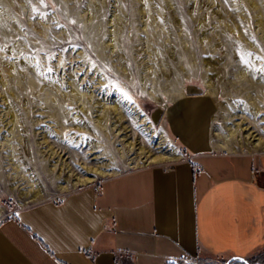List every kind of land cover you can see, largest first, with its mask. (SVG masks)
<instances>
[{"label":"rangeland","instance_id":"374dc122","mask_svg":"<svg viewBox=\"0 0 264 264\" xmlns=\"http://www.w3.org/2000/svg\"><path fill=\"white\" fill-rule=\"evenodd\" d=\"M222 1L52 0L55 4L54 10L51 6L44 8L39 0H15L9 6L2 4L0 0V48L3 49L0 50V58L6 63H15V66L13 65L14 76L11 78L15 93L9 95V98L14 104L19 120L15 127L9 122L4 109L5 103L2 100L4 91L9 89L7 86L0 85V208L2 209L0 221L10 217L22 207L43 201L56 202L58 198L65 197L72 191L114 176L97 177L91 183L61 192L56 188V175H59L60 178L73 177L76 173H84L86 168H91L99 161L110 162V165L116 170L115 175L137 167L147 166L133 163L131 167L129 164L130 159L136 154L138 145L141 144L148 148L154 142L149 138L148 131L143 129L142 123L128 111L117 122L114 119L116 116L108 112L107 118L104 119V126L106 125L104 130L109 128L110 131L106 130L105 132L96 125V114L100 115V112H96L98 108L96 100L102 98L104 102L110 104L117 97L123 104L125 102L130 105L135 103L148 117H151L156 110V104L146 96L142 89L153 86L155 81L160 91L163 90L162 88L166 84V75L169 73V69L176 64L179 57L178 50L181 48L188 49L184 53L185 55H182L185 58L187 74L183 76L182 73H179L187 88V94L186 97L177 100L178 103L181 102L182 107H176L175 103L164 96L163 102L170 106V111L167 114L161 113L156 126L165 131L171 143L181 153V157L178 159L181 161L186 155V149L181 139L172 132L170 122L174 117L177 119L185 114L183 101H189L190 105L188 106L205 104L207 112L202 116L205 121L203 126L205 131L207 129L206 137L212 141L210 137L211 124L218 123V120H214L217 102L209 96H201L199 100H193L199 97L192 94L193 92L202 94L204 90L201 85L204 74L203 58L208 55L216 56L219 59L223 58L222 68L227 69L225 81L235 79L234 72L242 66L240 55L244 52L255 54L249 66L258 65L255 68L256 71L258 68H264V62L255 59V56H264V51H261V48H264V30H260L256 26L257 11L249 7V0H235V2L229 0L228 4ZM144 3L151 6L153 15L141 13L140 6ZM260 3L264 7V0H260ZM15 5L19 7V11L15 10ZM33 8L48 14V19L43 20L39 16L33 19L32 17L36 15L32 11ZM244 12L246 13L244 14ZM218 13L226 14V18H232L235 15L234 25L237 23L241 24V27L243 25L242 31L245 33L247 30L250 36H255L259 47L253 44L249 36L240 39L238 36H234V33L228 32L225 23L221 21L222 18L217 16ZM240 13L244 15L240 16ZM154 18H157V21ZM72 20H75L76 23L71 24ZM158 23L160 28H158ZM157 28L158 30H156ZM110 33L115 34L114 42L113 39H110ZM108 38L110 41L105 40ZM110 42L113 43V48ZM49 53L54 54L56 58L51 59L48 56ZM98 53H100V57H98ZM164 54L168 56L164 57ZM12 57L14 59H11ZM37 61H39L38 64ZM61 62H63L62 68L59 66ZM92 62L98 65L95 74L90 69ZM129 64L131 67L128 66ZM49 67L53 69L52 72L47 71ZM108 68L111 69V72L107 71ZM81 73H83L82 76ZM259 73L260 71H257V75ZM30 74L37 81L38 86L34 90L27 91L23 86L28 81L25 78L31 77ZM77 77L80 78L77 79ZM72 79L86 92L82 97L83 100L77 101L74 98L75 100L67 101V107L72 110L69 111L68 116V118L71 116V119H68V126L64 128L60 136L61 133L57 135L54 132L55 121L51 115L48 116V102L45 100V93L41 87L57 86L62 88H60L61 92L65 91L66 93L68 82L73 81ZM236 83L235 86L238 88L239 84ZM117 88L127 92L132 97V102L124 99L121 91H116ZM229 90L235 101H245L246 91L244 89L236 92L231 86ZM90 94L91 98H89ZM261 97L259 103L262 109L254 114L255 116L245 107L242 112L239 109L238 111L236 107H233L232 110L237 114L235 120H242L241 122L250 127L249 131H255L254 134H261L264 137V117L259 115L264 113V107H262L264 97ZM87 98L92 105L87 103ZM218 98L222 99V95L219 94ZM82 105H85V111L90 113L84 112L81 109ZM65 118L67 119V117ZM79 118L85 121L86 127L81 129L73 127L75 123L73 121ZM112 123L118 126L123 124L126 127L121 131V135L126 136V141L130 140L135 143L133 148L128 149L119 143L118 139L121 135L118 136L119 138L117 136L114 138V132L110 129ZM10 127L13 128V133L9 132ZM48 130V138L43 141V134ZM240 133L244 135L243 130ZM92 141H94V145H92ZM120 146L123 150L119 152L118 147ZM217 151L222 150L217 149ZM238 152L247 151L240 149ZM178 160L158 165H173L179 162ZM77 168L80 170L78 171ZM34 184L36 187H42L44 196L40 200L21 205L20 189H31L35 187ZM11 186L14 188L11 189ZM259 256L263 259L264 253L257 255V257ZM245 261L246 264H249V260L245 259ZM231 262L229 257L207 254H201L199 257V264H231ZM240 263L244 264L242 261Z\"/></svg>","mask_w":264,"mask_h":264},{"label":"crops","instance_id":"0c3cea01","mask_svg":"<svg viewBox=\"0 0 264 264\" xmlns=\"http://www.w3.org/2000/svg\"><path fill=\"white\" fill-rule=\"evenodd\" d=\"M186 101L184 111L199 106ZM206 112L204 104L197 114ZM186 115L170 122L183 160L127 170L101 180L98 195L82 187L1 220L0 264H199L201 254L264 253V152L210 148L203 119L194 143L196 133L179 129Z\"/></svg>","mask_w":264,"mask_h":264},{"label":"bare ground","instance_id":"6f19581e","mask_svg":"<svg viewBox=\"0 0 264 264\" xmlns=\"http://www.w3.org/2000/svg\"><path fill=\"white\" fill-rule=\"evenodd\" d=\"M13 1H15V0H1L2 4L4 3V4H7L8 6ZM248 2L250 3L249 7H251L252 10L255 9V11H257L256 20H255L256 26L260 30H264V7L261 5L260 0H249ZM144 4H142V6H140L141 13L142 14L147 13L150 16L153 15L151 6L149 7V6H147V4H145V5ZM9 8H11V7H9ZM15 10L19 11V7L16 6ZM161 13H163V12H161ZM245 13L246 12H244V14ZM244 14L240 13V16H242ZM225 15L226 14H224V13H218L217 14V16L219 18H222L221 21L223 23H225V27L227 28V31L232 33V34L234 33L235 34L234 36H238L240 39L245 38L246 35L242 31L243 27H241V24L237 23L236 25H234L235 21L233 18L235 15L233 16V13H232L231 14L233 16L232 18H229V17L226 18ZM143 20H145V19H143ZM154 20L157 21V18H154ZM150 21H152V20H150ZM163 21H164V19H163ZM158 25H159V23H158ZM144 26H145V23H144ZM158 28H160V25ZM158 28L156 30H158ZM171 31H172V29H171ZM118 32H119V29H118ZM112 33H110V39H113V38L115 39L116 33L114 32L115 33L114 35ZM167 35H166V37H167ZM114 39H113V42H114ZM167 39H168V37H167ZM105 40L108 41L109 38L105 39ZM242 42H245V41H242ZM111 45H112L111 47L113 48V43H111ZM186 51H188L187 48H181L178 50V54H179V57L177 58L178 60L176 59L177 60L176 64H174L169 69V73L166 75V84L162 88L163 89L162 91H160V89L158 88L159 87L158 84H155V81L153 82L155 85L152 84L153 86H151V87L148 86V88L142 89V91L146 94V96H148L156 104V110L154 111V113L152 114L151 117H148L141 109H139V107H137L135 105V103L130 105V104H127L125 102V104H123L119 101V99L117 97H115V98L112 97V98H114L112 100V103L108 104V102H104L102 100V98L101 99L96 98L97 99L96 105H98V108H97V110L96 109L95 110H96V112H100V115L96 114L97 117L95 118V121L97 124L96 123L95 124L97 126H99V128H101L103 131L106 132V130H109V128L104 130V128L106 126V125L104 126V121H105L104 119H105L108 112H111L114 114V116H116L114 119L117 122L119 119H121V117L124 115V113H127V111H128L129 113L132 114V116L137 121L142 123L143 129L148 131L149 138H151L154 141L153 145H151V147H148V148L143 147L141 144L138 145V147L136 148V152H135L136 154L130 159V162H129L130 166L133 165V163L142 164V165L161 164L164 162L176 161V160L180 159V157H181V153L171 143V141L167 137L165 131L162 128L157 127L156 123L158 122L162 112H165V114H167L170 111V106L169 105L167 106L166 103L163 102L164 96L168 97L173 103H175L176 107L180 106V103H181L180 101L178 103L177 100L182 99L183 97H186V94H187L186 89L187 88L183 83L182 76H179V73H182L183 76L187 74L186 73L187 67H185V65H186L185 58H183V56H182V55H185L184 53ZM189 51H191V50H189ZM166 55L164 54V57ZM189 55L191 56L190 52H189ZM98 57H100V53H98ZM215 57H211L208 55V57L205 56L203 58L204 74H203L202 80H201V85L204 89L202 96H209L211 99H214L217 102V104H216V110L217 111L214 114V120H218V123L213 122L211 124L210 137H211L212 141L208 140L209 147L213 148V149H219L222 151H227V152H238V150H240V149L242 151H247V152H264V137H262L261 134H257V133L254 134L255 131H249L250 127H247V125H245L244 122H241L242 120L241 121L235 120L234 118L237 114H236V111L232 110L233 107L234 108L236 107L237 110L239 109L242 112L243 108L245 107V108H247V110H249V112L253 113V115H254V114H257L260 111V109H262L259 101L262 98L261 96L264 97V82H263L264 76H263V73L260 72L257 75V71L255 68L258 65H256V64H254L252 66H248L247 68H245L244 66H240V68H238V70L236 72H234L235 79H228V80H226L227 81L226 82L224 79L227 78V71H226L227 69L224 70L222 68L223 65H221V64H223L224 60L221 57H220L221 59H219L217 57L215 58ZM173 58H174V56H173ZM224 59H225V57H224ZM236 59H237V57H236ZM122 63H124V62H122ZM156 63H158V62H156ZM14 64L6 63L5 61H3L0 58V85L3 87L7 86L9 89L7 91H4L3 96H2V100L5 103L4 109L6 110L7 118L9 119V122L11 123V125L15 127L16 125H18L17 123L19 122V120H18L17 112L15 111V108H14V104H13L12 100L9 98V95H14V93H15V89L13 87V81L11 79L14 76V74H13V65ZM163 64H165V62ZM227 64H228V62H227ZM148 65H151V64H148ZM162 67H163V65H162ZM226 68H228V67H226ZM124 69H125V67H124ZM156 69H157V67H156ZM146 70H147V67H146ZM194 70H196V69H194ZM146 73L148 74V72H146ZM195 73H196V71H195ZM182 74H180V75H182ZM30 76H31V74H30ZM159 76H160V74H159ZM154 77H155V75H154ZM25 79H27L28 81L26 82V85L23 86V88L27 89V91H30L31 89L34 90L37 88V86H38L37 81L32 76L29 78L27 77ZM147 79H149V78H147ZM155 79H156V77H155ZM156 80H158V78ZM19 81H22V80L19 79ZM236 82H238L239 87L241 85L240 89H239V87L237 88L235 86V84H237ZM68 83H69V86H68L66 93H65V91L61 92L60 91L61 87L59 88L57 86L54 87V86L46 85V86L41 87V90L45 93V97H46L45 100L48 102L47 103L48 104L47 105L48 116L51 115L55 121L54 132H56L55 134H57V135H59L61 133L60 136L62 135L64 128L66 126H68V123H64V121H68V119L71 117L70 116L68 118L69 108L65 107V105L67 104V101L75 100L74 98H76L77 101L83 100L82 97H83L84 93L86 92L85 89L80 88L78 83H76L74 80L71 82H68ZM159 85H161V84H159ZM145 86H147V85H145ZM231 86H233V88L236 90V92L238 90L240 91L241 89H244L246 91V93L244 92L245 95L243 94L245 97V101H244L245 103L243 105H240L238 103H234L235 100L233 98V94L229 90V87H231ZM98 87H97V89H98ZM66 88H67V86H66ZM160 88H161V86H160ZM189 93H192V91H189ZM197 93H200V92H193L192 94H197ZM219 94L222 95V99L218 98ZM18 96H19V94H18ZM114 96H115V94H114ZM89 98H91V94H90ZM98 98H99V96H98ZM87 100H88V98H87ZM101 100L103 101L102 103H101ZM9 101H11V103H9ZM89 101L90 100H88L87 103H89ZM238 101H240V100H238ZM80 102L83 103V101H80ZM90 105H92V104H90ZM84 106L85 105H82L81 109L84 112H87V111H85ZM90 107H92V106H90ZM201 107H202V104H200L197 107L194 106V108H192V107L186 108L185 112H186V114H188V116L186 115V117H184L181 120L183 122H186V124L184 126L179 125V129L181 131H186L190 134L196 133L195 136L194 135L192 136V141H194V143H197L199 141L198 135L200 134V130L202 129L201 128L202 117L198 116V114H197V112L200 111ZM238 111H237V113H238ZM78 112H76V113H78ZM76 113H75V115H76ZM87 113H90V112H87ZM80 115H81V113H80ZM65 117H67V119ZM76 121H81V123H76L75 121H73V122H75L73 124V127L77 128V129H81V128L86 127L85 121L82 120L81 118H79ZM111 126L112 127L110 129L114 132V134H113L114 138H115V136L118 137L119 135H121V131L126 129V127L123 126V124L121 126H118L115 123H112ZM88 127H89V129H91L90 126H88ZM241 130L244 131V135L242 133H240ZM9 132L10 133L14 132L12 127H10ZM48 132H49V130L45 131V133L43 134V138H44L43 141H46V139L48 138ZM126 139L127 138L125 135H123V136L121 135V137H120V139H118V141L120 140L119 143H121L123 146H125L128 149L133 148L135 146V143L130 141V140L126 141ZM92 145H94V141H92ZM116 147H117V145H116ZM118 149H119V152L123 150L122 146L118 147ZM115 174H116V170L113 168L112 165H110V162L99 161L97 164L93 165L91 168H86L84 173H82V174L76 173L73 177L65 176V177L60 178L59 175H56L55 176L57 178L56 188H57V190L64 192V191H68V189H70V188H75L79 185H85V184L91 183L94 180H96L97 177H107V176H111V175H115ZM29 182H30V180H29ZM13 188L14 187L11 186V189H13ZM43 196H44V191H43L42 187H36V185H35V187H33L31 189H25V190L20 189V191H19V199H21L20 200L21 205L28 203V202H34V201L40 200ZM1 212H2V209L0 208V216H1Z\"/></svg>","mask_w":264,"mask_h":264},{"label":"snow or ice","instance_id":"6c2138e0","mask_svg":"<svg viewBox=\"0 0 264 264\" xmlns=\"http://www.w3.org/2000/svg\"><path fill=\"white\" fill-rule=\"evenodd\" d=\"M40 4L44 7V8H48L49 6H51L54 10H55V4L52 2V0H39ZM223 2L225 4H228L229 3V0H223ZM233 2H235V0H233ZM32 11L36 14L34 15L32 18L33 19H36L37 16H39L40 19H43V20H47L48 19V14L46 13H41L38 11V9L36 8H33ZM250 16V14H249ZM71 24H75L76 21L75 20H72L70 21ZM161 23H163V21H161ZM82 27V26H81ZM243 27V25H242ZM245 35L246 36H249V39L253 42V44H256L257 47H259V44H258V41L256 39L255 36H250L249 33L247 32V30H245ZM229 39H231V37H229ZM0 50H3L2 48H0ZM66 51V49H65ZM261 51H264V48H261ZM254 53H251V52H244L242 55H240V63L242 66H244L245 68H247L250 64H251V59L254 57ZM48 56L51 58V59H55V55L52 54V53H49ZM11 59H14V57H12ZM255 59L261 61V62H264V56H255ZM39 63V61H37V64ZM61 68L63 67V62H61V64L59 65ZM129 67H131V65L129 64L128 65ZM98 65L95 63V62H92L91 65H90V69L92 71L93 74H95V70L97 69ZM48 72H52L53 69L51 67H49L47 69ZM108 72H111V69L108 68L107 69ZM257 71H260L262 73H264V68H258ZM83 75V73H81V76ZM101 75H103V73H101ZM80 77H77V79H79ZM116 91H121V89L117 88ZM121 95L124 99H126L127 101L129 102H132V97L127 93V92H123L121 91ZM9 103H11V101H9ZM234 103H238L240 105H243L245 102L243 100H240V101H234ZM65 107H67V105H65ZM262 107H264V105H262ZM69 111L71 112L72 110L69 109ZM260 116H264V113H260L259 114ZM76 123H81V121H75ZM64 123H68V121H64ZM77 135H79V133H77ZM77 170L79 171L80 169L77 168ZM15 215L17 216V218H19V212L15 213ZM234 260H237L238 261V264L240 262V258L238 257H234L233 258ZM169 264H175L174 261H169ZM244 264H246V262H244Z\"/></svg>","mask_w":264,"mask_h":264},{"label":"built area","instance_id":"2783aa9c","mask_svg":"<svg viewBox=\"0 0 264 264\" xmlns=\"http://www.w3.org/2000/svg\"><path fill=\"white\" fill-rule=\"evenodd\" d=\"M100 181H95L91 183V187L93 190L94 195H98L100 193V187H99ZM64 199V197L58 198L56 202H60Z\"/></svg>","mask_w":264,"mask_h":264},{"label":"trees","instance_id":"16d2710c","mask_svg":"<svg viewBox=\"0 0 264 264\" xmlns=\"http://www.w3.org/2000/svg\"><path fill=\"white\" fill-rule=\"evenodd\" d=\"M256 263L264 264V258L262 259V257L259 256V257L249 260V264H256ZM231 264H238V262L235 261V262H232ZM239 264H243V263L239 262Z\"/></svg>","mask_w":264,"mask_h":264},{"label":"water","instance_id":"95a60500","mask_svg":"<svg viewBox=\"0 0 264 264\" xmlns=\"http://www.w3.org/2000/svg\"><path fill=\"white\" fill-rule=\"evenodd\" d=\"M231 260H233V261H237V260H234V259H231ZM240 261H242V262H246L245 259H243V258H240ZM246 263H247V262H246Z\"/></svg>","mask_w":264,"mask_h":264}]
</instances>
